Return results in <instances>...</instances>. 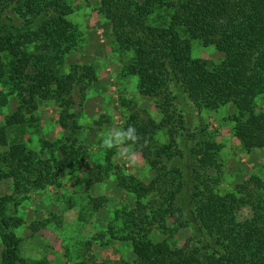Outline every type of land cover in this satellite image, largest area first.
<instances>
[{
  "label": "trees",
  "instance_id": "trees-1",
  "mask_svg": "<svg viewBox=\"0 0 264 264\" xmlns=\"http://www.w3.org/2000/svg\"><path fill=\"white\" fill-rule=\"evenodd\" d=\"M100 7L118 48L130 54L123 67L125 73L137 77L140 94L159 101V122L131 113L123 127L136 128L139 140L127 145L150 166L157 168L163 158L174 157L177 147V142L154 147L157 129L175 128L196 139L197 135L187 130L183 112L174 105L178 96L211 111L232 104L237 111L232 117L233 135L241 146L247 151L264 146L263 118L253 111L255 100L264 94V0H100ZM71 13L69 0H0V82L9 87L13 77L20 76L11 91L18 107L6 116L4 125L17 128L30 124L32 119L23 109L31 116L38 101L65 103L59 119L64 137L45 144L51 154L49 161L36 158L24 144L11 143L8 152L0 154V164L11 168L8 175L0 170L1 178L12 176L17 180L21 171L32 176L37 170L36 182L55 184L52 171L62 172L78 155L73 148L80 127L76 113L68 110L75 105V95L83 101L96 71L91 65H73L68 73H62L64 57L75 48L78 38L77 28L67 19ZM193 40L213 46L222 54L215 71L207 61L191 56ZM7 96L0 91V107L8 104ZM0 144L8 145L1 128ZM219 149L211 135L202 134L191 148L200 170H218ZM56 152L60 158L55 157ZM194 172L192 221L184 219L181 210L170 204L172 201L166 209L153 210L151 215L140 211L145 208L141 201L155 189L158 180L145 185L132 177H118V185L134 195L138 207L116 215L109 233L130 242L138 257L132 264H264V181L253 175L247 183L236 185L234 193L221 196L212 186L217 185L218 178L209 184L196 168ZM236 194H242L257 210V223L241 225L235 221ZM6 200L0 199V264H20L21 239L11 229L19 222L5 218ZM103 201L94 200V208L99 209ZM169 214L175 229L167 225ZM120 221L122 227L117 225ZM191 222L199 233L192 248H173L165 240L154 242L149 237L154 224L163 232H173Z\"/></svg>",
  "mask_w": 264,
  "mask_h": 264
},
{
  "label": "rangeland",
  "instance_id": "rangeland-1",
  "mask_svg": "<svg viewBox=\"0 0 264 264\" xmlns=\"http://www.w3.org/2000/svg\"><path fill=\"white\" fill-rule=\"evenodd\" d=\"M69 4L72 13L67 19L77 28L78 38L75 48L64 57L62 73H68L73 65H91L96 71V79L84 94L83 101L75 95V105L68 110L76 113L80 127L78 143L73 148L78 155L62 172L52 171L56 176L55 184L36 182L37 170L32 176L21 171L17 180L12 176H0V199H7L5 218L19 222L11 229L21 239L20 264H132L138 257L130 242L119 239V234L112 237L109 233L116 215L138 207L134 195L118 185V177H132L145 185L158 180L155 189L141 201L145 208L140 211L151 215L153 210L166 209L172 201L170 204L181 210L183 218L192 221L194 205L190 193L196 179L195 168L209 184L210 180L218 178L217 185L212 186L219 195L234 193L236 185L247 183L253 175L264 181V146L250 151L241 146L233 135L235 123L232 117L237 111L232 104L211 111L199 109L186 97L178 96L174 105L183 112L187 130L196 134V139L187 136L185 131L169 127L157 129L153 136L154 147L177 142L174 157L163 158L159 166L153 168L132 146L103 148L101 142L107 131L123 128L131 113L141 119L152 118L159 122L162 117L157 106L159 101L140 94L137 77L125 73L123 67L130 54L118 48L111 24L101 11L100 0H69ZM191 56L207 61L212 71L222 60L220 52L200 40L192 41ZM19 80L17 74L9 87L0 82V91L8 95V104L0 107V128L7 134L8 145L0 144V154L7 153L11 143L24 144L27 150L36 153V158L47 162L51 154L45 144L64 137L59 119L65 103L38 101L37 110L31 116L23 109L25 116L32 119L30 124L6 127V116L18 107L11 91ZM253 111L264 122V94L255 100ZM202 134L211 135L220 147L216 156L218 170H200L198 158L191 152ZM125 149L130 155L121 156L120 152ZM54 155L56 158L61 156L59 152ZM10 169L0 164L3 175H8ZM236 195L235 221L241 225L257 223V210L245 202L242 194ZM100 199L104 200L103 204L95 209L93 201ZM166 219L169 229H175L173 217L169 214ZM121 223L117 225L122 227ZM196 230L194 222L173 232L168 229L163 232L154 224L149 237L154 242L165 240L173 248L183 245L192 248L199 237ZM1 249L0 243V253Z\"/></svg>",
  "mask_w": 264,
  "mask_h": 264
},
{
  "label": "clouds",
  "instance_id": "clouds-1",
  "mask_svg": "<svg viewBox=\"0 0 264 264\" xmlns=\"http://www.w3.org/2000/svg\"><path fill=\"white\" fill-rule=\"evenodd\" d=\"M139 135L134 126L129 125L127 128L109 129L101 142L105 149H112L121 145H127L129 142L136 143ZM121 156L130 155L127 150L120 152Z\"/></svg>",
  "mask_w": 264,
  "mask_h": 264
}]
</instances>
